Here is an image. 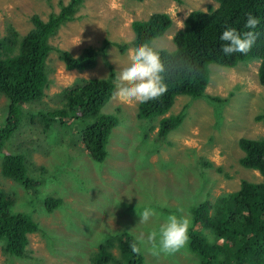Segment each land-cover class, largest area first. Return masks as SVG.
I'll use <instances>...</instances> for the list:
<instances>
[{
	"label": "rangeland",
	"instance_id": "1",
	"mask_svg": "<svg viewBox=\"0 0 264 264\" xmlns=\"http://www.w3.org/2000/svg\"><path fill=\"white\" fill-rule=\"evenodd\" d=\"M68 2L0 0V34L6 35L13 27L24 35L33 26L34 14L48 19ZM217 5L216 0H84L75 19L51 37L46 95L21 105V125L0 152V188L12 196V210L30 215L39 230L29 234L23 257L9 255L0 242V264H95L101 244L109 240L117 243L122 233L133 239L141 232L147 235L158 230L169 214L189 219V236L194 209L202 202L216 204L220 197L237 191L244 180H263L259 171L240 162L244 156L240 139L264 137V123L257 119L264 111L257 59L235 67L210 64L205 95L177 96L166 116L184 113L185 117L165 138L158 134L162 116L140 119L139 103L112 96L102 113L117 116L119 122L109 136L103 161L93 159L83 144L82 131L88 120L57 119L47 127L43 118L46 112L59 108L63 90L77 79L109 78L111 72L117 78L133 49L130 45L122 52L120 45L134 40V20L155 12L169 13L173 24L153 39L151 46L175 51L173 38L187 15ZM86 47L100 49L97 65L86 70L67 69L59 50L77 56ZM9 103L8 97L0 94V125L5 123ZM9 153L25 157L28 175L34 180L30 188L1 172L3 156ZM50 197L61 200L53 211L46 206ZM145 207L157 215L140 224L137 212ZM140 247L142 264H199L189 241L168 255L154 256L150 246ZM113 252L119 255L117 245Z\"/></svg>",
	"mask_w": 264,
	"mask_h": 264
},
{
	"label": "trees",
	"instance_id": "2",
	"mask_svg": "<svg viewBox=\"0 0 264 264\" xmlns=\"http://www.w3.org/2000/svg\"><path fill=\"white\" fill-rule=\"evenodd\" d=\"M83 1L69 0L48 19L34 14L31 18L33 26L24 35L13 27L8 28L6 35L0 34V94L10 101L5 123L0 125V152L21 125V105L45 97L48 87L46 61L53 50L50 39L63 24L75 19ZM216 1V7L207 11L193 10L187 15L183 28L174 35L175 51L157 50L168 69L165 74L167 91L157 100L139 103L138 117L162 116L158 128L160 138H165L184 120V113L166 116L177 96L199 98L205 95L211 78L210 64L235 67L240 62L257 59L260 61L259 81L264 85V0ZM248 14L260 21L252 30L256 39L251 50L247 54L225 55L221 50L220 35L228 27L239 32L248 31L244 28ZM172 24L173 19L167 12H155L146 19L134 20V40L131 44L120 45L121 51L125 52L130 45L133 49L141 44L151 46L153 39L163 35ZM99 52L98 48L86 47L76 56L60 49L59 56L67 69L86 70L97 65ZM181 63L190 64L193 70L188 72L185 67L181 71L178 67ZM115 79L114 72L109 78L77 79L62 94L60 92L64 101L58 104L59 108L43 114L47 127L57 119L62 122L78 117L88 120L82 131V140L97 161H103L108 155L106 145L119 122L117 116L102 113V108L114 94ZM257 119L264 123V111ZM240 146L244 151L241 164L259 171L263 180H244L237 191L220 197L216 204L206 200L194 209L189 249L199 257V264H264V137H243ZM1 172L26 188L34 184L21 154H5ZM13 203L12 196L0 188V242L9 255L23 257L29 234L38 231L39 224L27 213L14 212ZM60 204L61 200L53 197L46 202L49 211ZM206 230L214 235L213 239ZM133 240L122 233L117 237V243L109 240L101 244L96 251L95 264H142V254L131 251ZM116 245L119 255L113 252Z\"/></svg>",
	"mask_w": 264,
	"mask_h": 264
},
{
	"label": "clouds",
	"instance_id": "3",
	"mask_svg": "<svg viewBox=\"0 0 264 264\" xmlns=\"http://www.w3.org/2000/svg\"><path fill=\"white\" fill-rule=\"evenodd\" d=\"M257 17L248 14L244 24L248 31L239 32L236 28L228 27L220 35L223 42L221 50L225 55L234 53L247 54L256 39L253 29L259 25ZM183 28V25H181ZM181 71L187 67L191 72L192 66L184 63L179 64ZM168 69L161 58L160 53L148 44H141L131 49L128 54L127 63L124 65L116 78V91L113 97L127 103H146L154 101L163 96L167 91L165 74ZM139 223L146 224L150 218L157 213L150 207H145L141 212ZM190 221L186 217H178L169 214L158 230L153 229L145 235L141 232L130 244L131 251L140 254V245L150 246L149 251L154 256L161 253L168 255L174 254L184 248L188 241V228Z\"/></svg>",
	"mask_w": 264,
	"mask_h": 264
}]
</instances>
